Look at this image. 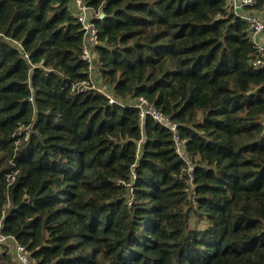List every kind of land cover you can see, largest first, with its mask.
I'll list each match as a JSON object with an SVG mask.
<instances>
[{"label": "trees", "instance_id": "obj_1", "mask_svg": "<svg viewBox=\"0 0 264 264\" xmlns=\"http://www.w3.org/2000/svg\"><path fill=\"white\" fill-rule=\"evenodd\" d=\"M85 3L106 16L95 53L113 105L74 89L90 73L68 0H0L3 233L36 264H264V69L248 23L225 0ZM141 98L178 124L192 173Z\"/></svg>", "mask_w": 264, "mask_h": 264}, {"label": "built area", "instance_id": "obj_2", "mask_svg": "<svg viewBox=\"0 0 264 264\" xmlns=\"http://www.w3.org/2000/svg\"><path fill=\"white\" fill-rule=\"evenodd\" d=\"M68 1L70 2L72 13L76 16L84 32L82 61L88 64L90 73L89 80L75 85L74 89H77L78 91L95 90L105 96L109 100V104L113 105L114 99L107 94L108 92L106 90L99 88L93 81V75L95 73L98 75L99 82L102 81L99 75V61L97 60V54L95 53V47L99 44V29L94 23V19L100 17L101 11L95 12L92 8L86 5L85 0ZM225 1L229 10L248 23L251 31V38L258 53V58L255 59L253 66L264 69V18L259 15L258 12H260V10L254 9L257 0ZM94 15L96 17H94ZM136 106L140 110L139 116L142 121L147 116H150L156 123L171 131L175 152L184 162L187 163L190 167V172L192 173L194 166H192L191 159L185 150L186 142L180 137L178 124L173 122L169 116L157 110L152 104L143 98L139 99ZM133 178H135L134 175ZM4 252L12 257L15 264H36L27 248L18 243L14 237L5 235L0 225V253Z\"/></svg>", "mask_w": 264, "mask_h": 264}, {"label": "rangeland", "instance_id": "obj_3", "mask_svg": "<svg viewBox=\"0 0 264 264\" xmlns=\"http://www.w3.org/2000/svg\"><path fill=\"white\" fill-rule=\"evenodd\" d=\"M258 12V11H257ZM261 12V11H260ZM260 12H258L259 13V15H261L262 17H264V15H262V13H260ZM94 17H96L95 15H94ZM100 75V74H99ZM93 81H94V83L99 87V88H101V89H103V90H106L108 93V95L110 96V97H112L113 99H114V97H113V95H112V93L107 89V87L104 85V83H103V80L101 81V82H99V80H98V75H97V73H95L94 75H93ZM104 85V86H103ZM24 131H26L25 129H21V132H24Z\"/></svg>", "mask_w": 264, "mask_h": 264}, {"label": "water", "instance_id": "obj_4", "mask_svg": "<svg viewBox=\"0 0 264 264\" xmlns=\"http://www.w3.org/2000/svg\"><path fill=\"white\" fill-rule=\"evenodd\" d=\"M105 17L106 16H105L104 10H102L99 19H104Z\"/></svg>", "mask_w": 264, "mask_h": 264}, {"label": "crops", "instance_id": "obj_5", "mask_svg": "<svg viewBox=\"0 0 264 264\" xmlns=\"http://www.w3.org/2000/svg\"><path fill=\"white\" fill-rule=\"evenodd\" d=\"M260 13H262V15H264V10L263 11H261ZM264 18V17H263Z\"/></svg>", "mask_w": 264, "mask_h": 264}]
</instances>
